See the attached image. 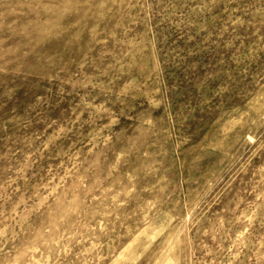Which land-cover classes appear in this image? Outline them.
I'll use <instances>...</instances> for the list:
<instances>
[{
  "label": "rangeland",
  "instance_id": "1",
  "mask_svg": "<svg viewBox=\"0 0 264 264\" xmlns=\"http://www.w3.org/2000/svg\"><path fill=\"white\" fill-rule=\"evenodd\" d=\"M0 264H264V0H0Z\"/></svg>",
  "mask_w": 264,
  "mask_h": 264
}]
</instances>
